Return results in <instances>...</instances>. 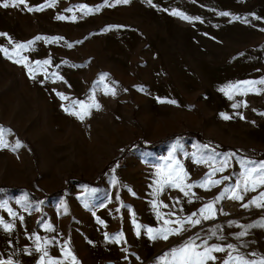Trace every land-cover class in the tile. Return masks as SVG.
<instances>
[{"label":"rangeland","instance_id":"rangeland-1","mask_svg":"<svg viewBox=\"0 0 264 264\" xmlns=\"http://www.w3.org/2000/svg\"><path fill=\"white\" fill-rule=\"evenodd\" d=\"M0 34V261L167 264L190 240L224 249L208 264L264 260V186L241 183L264 160L216 148L264 150V0H25L0 6ZM188 131L207 143L176 137L112 162ZM102 170L99 186L79 181Z\"/></svg>","mask_w":264,"mask_h":264},{"label":"snow or ice","instance_id":"snow-or-ice-1","mask_svg":"<svg viewBox=\"0 0 264 264\" xmlns=\"http://www.w3.org/2000/svg\"><path fill=\"white\" fill-rule=\"evenodd\" d=\"M117 2H123V3H128L129 0H117ZM150 2V0H149ZM25 0H5V2L0 5L3 6L4 8H8V7H17L20 4H24ZM81 10H84L86 8V6L81 5L80 6ZM33 9L29 8V11H32ZM35 10H42V9H35ZM93 10L92 9H87V11L85 12V14H89L91 13ZM175 15H180L179 13H173ZM222 15H228V13H222ZM183 18H187V17H183ZM58 19H64L63 16L58 17ZM0 35H4V34H0ZM36 39H41V37H37ZM25 47V45L20 44L17 45V48H23ZM0 51H3L5 53H7V49H0ZM19 62V61H17ZM40 63V62H37ZM43 63L47 64L49 63V61H44ZM258 83H264V80L259 81ZM107 94V93H106ZM112 94H115L114 91L112 92ZM65 98L66 97H63ZM170 103H175V101H169ZM74 103H79V106L81 108H85V104L84 102H74ZM96 107L99 108V105L95 103V101H93L92 105H89L88 107ZM66 111H68V109H65ZM70 114H75L78 115L79 118L82 120L84 118V114H87V112L85 111L84 114H80V113H70ZM225 119H228L229 117L225 116ZM3 129H0V147H7V144H5L4 139H3ZM18 147L20 146L19 144L17 145ZM210 174H206V177L204 180L198 182L197 184H189V185H185L184 187H181L180 190L182 192H184V194L187 196L188 192L185 191V188L187 189H191L192 187H205L208 183V176ZM185 178H186V174H185ZM225 179H227V177H225ZM171 182V177H166L165 180L163 181V183H170ZM219 183V181H211V184H217ZM242 185L244 188V191H248V190H255L257 187L260 186H264V163H261L259 165V167H253L251 169H247L245 176L242 178ZM237 188L241 187L240 184H238L236 186ZM194 195V194H193ZM262 199H264V193L261 194ZM231 199H240L242 200L243 197L240 196L238 194V192L233 191L232 196L230 197ZM219 199V198H218ZM191 202V201H189ZM253 203H256V201H253ZM258 207H264V204H257ZM166 207V205H165ZM243 207L247 208L248 205L245 204L243 205ZM202 214L207 213V215H204V218L207 219L209 218V216L213 213L214 211V206L213 204L209 203L207 205L204 206L203 209L200 210ZM193 216L196 215L195 213L192 214ZM189 222L194 223V224H199L200 220H196V221H191V218H189ZM167 223V221H166ZM261 227H264V225H260ZM6 229L10 230L11 225H5L4 226ZM149 234H152L154 232L153 229L149 228L148 230ZM180 231V229H175V230H166L163 232H157L155 235H151L152 239H168L169 234H178ZM215 234V233H213ZM245 233H241L240 235H244ZM207 242L205 241V244ZM229 248H231L232 246L229 245ZM201 249V245H197L196 242L194 240H190L189 242H187L186 244L182 245L179 248H173L171 249L170 253H168V255L171 257V260L167 262V264H208V261H214L216 259L215 256L212 255L213 252H220L223 251L224 249L219 247V246H210V247H204L203 250ZM71 253H69L70 255ZM45 255H47V253H45ZM234 258H230L229 260H225L223 262V264H232V260ZM237 260V264H249V262L247 260H244L242 257L241 258H235ZM0 264H5L4 261H0ZM8 264H11V262H8ZM258 264H264V260H261L258 262Z\"/></svg>","mask_w":264,"mask_h":264},{"label":"trees","instance_id":"trees-1","mask_svg":"<svg viewBox=\"0 0 264 264\" xmlns=\"http://www.w3.org/2000/svg\"><path fill=\"white\" fill-rule=\"evenodd\" d=\"M176 137L194 139L200 144H206L207 143L205 138L197 131H188V132H185L182 134H172V135L164 136L162 138H159L157 140H154V141L146 143V144L137 140V141H134V143L131 145L132 148L128 147L127 149H125L118 157L113 159L112 162L124 159L128 155V153L133 149L151 150L153 148L161 146L162 144H164L166 142L173 140ZM216 148L219 151H232L234 154H236L238 156L247 157L249 159H253L256 161L264 160V150H250L247 152H241L238 149L233 148V147H229V146H222V147H216ZM103 175H104V171L102 170L99 173V175L97 176V178L93 181L92 180H79V181L81 183H84V184L89 185V186H93V187L99 186L102 182ZM10 190H12V189H10ZM62 193H63V188H58L51 193L38 196L37 200H41V199L43 200V199H48V198H57V197L61 196ZM29 196H31L32 198L36 197L35 195H33V196L29 195Z\"/></svg>","mask_w":264,"mask_h":264},{"label":"built area","instance_id":"built-area-1","mask_svg":"<svg viewBox=\"0 0 264 264\" xmlns=\"http://www.w3.org/2000/svg\"><path fill=\"white\" fill-rule=\"evenodd\" d=\"M223 208L226 212L230 213V212H235L236 211V206L234 203L232 202H226V203H223Z\"/></svg>","mask_w":264,"mask_h":264}]
</instances>
